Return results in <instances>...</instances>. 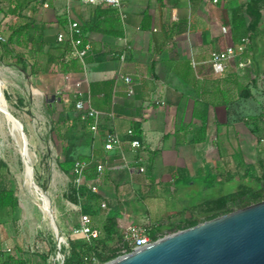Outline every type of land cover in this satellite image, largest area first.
Segmentation results:
<instances>
[{
	"label": "crops",
	"instance_id": "crops-1",
	"mask_svg": "<svg viewBox=\"0 0 264 264\" xmlns=\"http://www.w3.org/2000/svg\"><path fill=\"white\" fill-rule=\"evenodd\" d=\"M59 1H54L49 10L56 8ZM248 3L245 0L217 3L213 0H122L121 8H114L81 2L74 11L69 5L67 11L58 10L53 15L54 22L41 26L44 33L48 31L43 40L51 46L58 44V33L67 31L71 22L78 21L92 45L85 59L86 69L78 59L66 61L64 57L56 61L61 73L58 88L67 97L70 110L77 115L75 102L85 98L103 113L96 133L79 121L78 139L74 141L79 157L105 165L103 172L97 171L96 178L88 181L99 180L101 176L110 182L121 177L127 181L134 176L143 177L151 182L143 199L156 195L161 185L164 192H175V185L181 180L191 184L193 180L202 182L214 177L218 182V174L202 173L206 153L194 155L192 151L208 149L212 119L217 115L226 117L227 107L241 90L251 96L254 86L261 85L250 74L239 76L237 62H232L223 74H216L210 62L213 51L237 45L242 38L249 37L248 49L239 58L252 63L256 76L264 74V10L255 26L248 13ZM225 26L228 33L222 30ZM63 44L69 45V52V41ZM58 52L59 57L62 52ZM121 75L133 77V95H128V86ZM62 95L55 99L65 102ZM223 123L215 125L217 133ZM130 129L134 135L140 133L144 173L133 168L136 157L129 143ZM108 131L122 138L121 150L105 149ZM217 167L220 168L219 161ZM133 188L127 185L118 193L131 196L135 192ZM99 199L107 200L111 206L108 196L99 195ZM10 209L13 210L0 211V252L27 261L16 218L3 214ZM104 220L100 224L93 220L94 228L101 231ZM133 224L125 225V232ZM8 248L12 251L7 252Z\"/></svg>",
	"mask_w": 264,
	"mask_h": 264
},
{
	"label": "rangeland",
	"instance_id": "rangeland-1",
	"mask_svg": "<svg viewBox=\"0 0 264 264\" xmlns=\"http://www.w3.org/2000/svg\"><path fill=\"white\" fill-rule=\"evenodd\" d=\"M10 2L0 0V8L4 9L0 13V35L5 36L1 33L5 23L32 22L38 30L35 31L37 39L41 34L42 40L48 31L44 33L41 26L54 22V13L67 11L68 5L74 11L81 5L80 0L59 1L51 10L37 5L35 10H24L19 18H9L6 11ZM48 29L51 31V27ZM44 43L43 53L34 55L35 58H31L23 46L16 45V51L26 54L25 64H16L14 59L3 56L0 45V91L4 103V111L0 109V186L13 189L19 199L16 209L3 214L16 218L24 243V255L30 264H62L58 259L68 255L70 241L76 240L72 238V228L79 223L83 210L92 205L94 222L100 224L104 218H115L125 236L124 227L127 224L134 223L132 226L145 232L152 224L161 223V239L178 232L172 228L193 216L204 218L206 208L196 207L201 202L233 192L242 182L255 187L258 185L256 178L262 175L264 169V85L257 84L251 96L244 90L239 92V96L227 107L226 117L217 115L216 119H212L208 149L192 151L194 155L206 153L202 173L218 174V182L214 177H208L202 182L193 180L195 185L191 186L192 182L188 184L181 180L175 185V192H164L161 185L156 195L145 199L142 196L150 189L151 182L143 177L134 176L130 181L121 177L110 182L101 176L95 181L86 179L85 185L78 188L73 170L65 173L59 164L67 153L73 159L79 158L74 141L78 139L81 123L70 110L67 97L58 88L60 67L47 55L50 50L51 57L59 52L52 48L53 45ZM60 94L65 102L55 99ZM9 114L17 120L20 130L13 127ZM217 122H224L218 133L215 129ZM67 128L72 129L65 137ZM24 145L27 148L26 157L21 151ZM218 161L220 168L217 167ZM228 174L234 176L232 181L225 180ZM88 183H95L98 192H92ZM127 185L134 187V195H119L118 192ZM36 186L45 198L39 195ZM197 187L202 188L198 190ZM75 188L79 190L76 201L71 199ZM93 195L108 196L111 206L107 200H95ZM45 202L49 209L45 208ZM104 202L107 204L105 208L102 207ZM124 255L123 249L120 257Z\"/></svg>",
	"mask_w": 264,
	"mask_h": 264
},
{
	"label": "trees",
	"instance_id": "trees-1",
	"mask_svg": "<svg viewBox=\"0 0 264 264\" xmlns=\"http://www.w3.org/2000/svg\"><path fill=\"white\" fill-rule=\"evenodd\" d=\"M39 5L37 0H11L10 7L6 11L7 16L17 17L19 18L21 14L27 8H31L35 10L36 6ZM248 13L253 17L255 26L258 25L261 19V10H264V0H252L248 3ZM4 9L0 8V13L3 12ZM13 22V21H12ZM81 30L83 32L82 39L84 44L89 42L87 37L84 34V26L81 23ZM34 31V33H32ZM35 25L32 22L29 23H5L2 29V34L6 40L0 41L2 55L8 58L14 59L16 64H23L25 61V53L16 51V45L20 47H24L28 50V55L30 57L35 58L37 54L43 53L45 43L42 40V35L40 34L39 39H37L35 35ZM6 36L8 38H6ZM7 42V43H6ZM57 42V41H56ZM58 43V42H57ZM52 48L57 51H61L60 56L51 57L50 51H47L48 57L53 59V62L57 61V59H61L65 57V54L68 53L69 45L58 43L57 45H53ZM52 52V51H51ZM60 61V60H59ZM25 64V63H24ZM65 66V65H64ZM77 120L82 124L86 125L81 120V116L77 113ZM205 124V123H204ZM59 130V134H60ZM71 132L70 128H67L65 132V137L69 135ZM203 137L205 135L203 134ZM202 137V138H203ZM134 139H140V133H136L134 135ZM76 160H89L87 157H79L78 159H73L70 157L69 153L65 156L64 161H62L59 166L65 173H70L73 170L74 164ZM0 164H2L0 162ZM97 176V168H92L87 174L86 179H94ZM234 176L228 174L225 176V180L232 181ZM258 185L255 187L251 184H247L242 182L238 185L237 190L221 195L217 198L208 199L200 204L196 205L202 206L206 208V215L204 218H196L193 216L185 223H181L177 225L172 230H184L190 227H194L202 222L212 220L222 215H226L237 211L239 209L246 208L250 205L259 203L264 201V169L262 171V175L256 178ZM78 189L72 190L71 199L77 200V192ZM95 200L99 199L98 195H93ZM19 206V199L16 195V192L13 189H6L0 186V211H3L6 208L16 209ZM194 207L192 211L196 208ZM94 205L89 208L83 210L84 214H89L91 217L94 216L93 211ZM93 221V218H92ZM94 226V225H93ZM161 223L152 224L149 228L146 229L145 234L149 235L152 241H157L160 239L162 232ZM100 237L98 239H94L92 242H85L83 240H71L70 241V251L68 255H65V259L62 264H106L114 259H117L121 255V251L127 250V252L131 251L130 242L125 239V235L120 230L118 226V222L115 218H107L104 220ZM121 245V247H117L114 249V245ZM0 264H30L25 261L23 257H18L13 254H8L4 252H0Z\"/></svg>",
	"mask_w": 264,
	"mask_h": 264
},
{
	"label": "water",
	"instance_id": "water-1",
	"mask_svg": "<svg viewBox=\"0 0 264 264\" xmlns=\"http://www.w3.org/2000/svg\"><path fill=\"white\" fill-rule=\"evenodd\" d=\"M106 264H264V201L180 230Z\"/></svg>",
	"mask_w": 264,
	"mask_h": 264
},
{
	"label": "built area",
	"instance_id": "built-area-1",
	"mask_svg": "<svg viewBox=\"0 0 264 264\" xmlns=\"http://www.w3.org/2000/svg\"><path fill=\"white\" fill-rule=\"evenodd\" d=\"M39 5L43 8H50L51 4L57 0H37ZM70 2L72 0H61ZM250 2L252 0H245ZM80 2L84 4L90 5H106L114 8H121L122 0H80ZM214 3L219 2V0H213ZM224 33H228L229 29L227 26L222 28ZM83 32L81 30V23L78 21L71 22L67 28V31H63L58 33L56 39L58 43H63L65 41H69L71 45V50L66 54L65 60L70 61L72 59H78L82 66L86 69V57L90 53L92 49V45L90 42L84 44L83 41ZM6 39L0 35V41H5ZM250 44V38L244 37L241 41L235 45L231 44L224 50L213 51L211 54V65L213 71L216 74L225 73L232 62H237V73L239 76H245L250 74L253 79H257L258 83L264 85V74L260 76H256L252 71V63L250 61L240 60V56L243 55ZM123 58V57H122ZM121 79L128 86V95L131 96L135 93L134 89V79L130 75H121ZM75 110L80 114L82 122L90 127L92 132L96 133L103 120V113L95 108H93L90 104V101L81 98L75 102ZM128 135L131 137L129 143L131 145L132 152L135 154V160L133 163V168L136 169L139 173H144L146 171V167L144 165V158L140 151L143 150V144L140 140L134 139V130L130 129L128 131ZM104 147L109 152H116L122 149L123 140L114 131H108L104 138ZM94 164V160H76L73 173L76 175V186L80 188L86 183V171H88ZM97 171L99 173L103 172L105 169V165L103 163H98L96 165ZM92 192H98V187L94 183L87 184ZM107 204L104 202L102 207H106ZM100 231L93 226L92 217L89 214H81L79 223L76 224L72 228V238L77 240H83L85 242H92L94 239H98L100 237ZM125 238L127 241L131 240V251L127 252L124 250L125 255L135 252L138 249L145 248L154 241H152L151 237L145 234L144 230L137 226H130L127 230ZM12 249L8 248L7 252H11ZM61 254V252H60ZM64 257L58 259L60 262L64 261Z\"/></svg>",
	"mask_w": 264,
	"mask_h": 264
},
{
	"label": "bare ground",
	"instance_id": "bare-ground-1",
	"mask_svg": "<svg viewBox=\"0 0 264 264\" xmlns=\"http://www.w3.org/2000/svg\"><path fill=\"white\" fill-rule=\"evenodd\" d=\"M7 107V106H6ZM0 109H2L3 111H4V103L2 102V99H1V91H0ZM5 111H6V109H5ZM10 115V114H9ZM8 115V117H9V119L10 120H13V124H14V126L13 127H16V129H18V130H20V125H19V123L17 122V120L16 119H13V117L10 115L9 116ZM24 138V137H23ZM25 146V145H24ZM21 151H22V154L26 157L27 156V148H26V146L25 147H22L21 148ZM22 155V156H23ZM26 160H27V158H26ZM27 167H28V165H27ZM31 184V183H30ZM33 184V183H32ZM33 186V185H32ZM36 188L40 191L39 192V195L40 196H42L43 198H45L44 197V195H43V193H42V191L36 186ZM47 205L45 206V208L46 209H49V206H48V203L47 202H45ZM48 215V214H47ZM55 227V226H54Z\"/></svg>",
	"mask_w": 264,
	"mask_h": 264
}]
</instances>
